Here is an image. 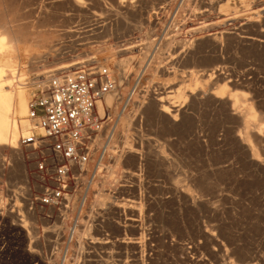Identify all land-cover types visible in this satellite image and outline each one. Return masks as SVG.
<instances>
[{
	"label": "rangeland",
	"instance_id": "374dc122",
	"mask_svg": "<svg viewBox=\"0 0 264 264\" xmlns=\"http://www.w3.org/2000/svg\"><path fill=\"white\" fill-rule=\"evenodd\" d=\"M11 1H0V36L22 30L5 44L27 99L42 72L79 61L109 68L118 90L65 221L24 208L39 181L22 150L3 151L0 264H264V0ZM111 151L132 153L109 186ZM99 192L107 209L93 204ZM14 208L42 238L34 246ZM60 228L82 247L53 243Z\"/></svg>",
	"mask_w": 264,
	"mask_h": 264
},
{
	"label": "built area",
	"instance_id": "2783aa9c",
	"mask_svg": "<svg viewBox=\"0 0 264 264\" xmlns=\"http://www.w3.org/2000/svg\"><path fill=\"white\" fill-rule=\"evenodd\" d=\"M117 90V81L109 68L86 61L58 71L45 87L38 88L32 95L27 120L33 129L18 144L24 157L31 161L32 174L42 190L37 197L24 198V208L29 213L38 210L51 222L55 218L65 221L72 199L84 185L90 162L101 153L98 142L110 119L107 114L100 115L98 104ZM4 204L0 197L2 217L8 212ZM10 210L12 217H18L20 227L34 246L42 238L36 241L33 233L23 225L25 217L17 214L16 208ZM74 234L72 231L67 237L60 228L54 233L53 243L65 239L64 248L69 250L67 246L75 243Z\"/></svg>",
	"mask_w": 264,
	"mask_h": 264
},
{
	"label": "bare ground",
	"instance_id": "6f19581e",
	"mask_svg": "<svg viewBox=\"0 0 264 264\" xmlns=\"http://www.w3.org/2000/svg\"><path fill=\"white\" fill-rule=\"evenodd\" d=\"M1 1V0H0ZM11 0H9L10 2ZM129 0H120V7L124 5V3H128ZM221 1H224V0H217V3L220 4ZM5 1H3L4 3ZM8 2V0H7ZM19 2V1H18ZM17 2V3H18ZM80 4V7H81V2L77 1ZM12 3V1H11ZM122 4V5H121ZM21 5V4H20ZM77 5V3H76ZM100 7H103L105 6V3L101 2L100 4ZM126 5V4H125ZM127 7L129 6L128 4L126 5ZM79 7V5H78ZM10 8V7H9ZM105 8V7H104ZM131 8V6H130ZM11 9V8H10ZM24 9V8H23ZM262 12H264V8L262 7L261 8ZM123 10V9H122ZM128 10V9H127ZM31 11H33L31 9ZM9 13V12H8ZM12 13V12H11ZM44 13V12H43ZM1 14V13H0ZM46 14V13H45ZM2 15H4L2 13ZM1 16V15H0ZM16 16V15H15ZM18 16V15H17ZM16 16V17H17ZM4 17V16H2ZM1 17V20H3ZM26 17H28L26 15ZM227 17V16H226ZM7 18V17H5ZM20 18V17H19ZM23 19V18H22ZM221 19V18H220ZM0 20V21H1ZM98 20V19H97ZM8 21V20H7ZM13 21H15L13 19ZM19 21V20H18ZM220 21V20H219ZM224 21V19L222 20ZM227 21V20H225ZM5 22V21H4ZM16 22V21H15ZM213 22V21H212ZM215 22V21H214ZM217 22V21H216ZM12 23V21H11ZM20 23V22H19ZM22 23V21H21ZM99 23V22H98ZM218 23V22H217ZM217 23L214 24L217 26ZM2 23H0V27ZM9 24V23H8ZM23 24V23H22ZM21 24V26H22ZM41 24V22H40ZM200 24V23H198ZM203 24V23H202ZM207 24V23H206ZM7 25V24H6ZM20 25V24H19ZM197 25V24H196ZM11 26V25H9ZM14 26H15V23H14ZM197 27V26H196ZM5 28V27H4ZM8 28V27H7ZM22 28V27H21ZM27 28V27H26ZM25 28V29H26ZM194 28V27H193ZM192 29V28H191ZM5 30V29H4ZM3 28H1V31H4ZM10 30V29H9ZM187 30H190V29H187ZM22 32V30L20 29L18 31H14V30H10L8 33H4L5 35L0 36V162H2L3 160V151L6 150L7 148L10 149L11 151V154L14 156H21L22 154L19 153L20 151H17L18 148V144H19V141H20V137H21V134H22V131H21V127L24 129L23 131L25 132L24 135L27 137L31 130L33 129L32 128V125H31V122H29L27 120V117H28V114H29V108H30V100L29 98L27 99V95H26V85H24V82H22V78H19L20 77H23V73H21L19 75V72H18V63H17V57H13L12 54L8 51V47H7V44H5V41H9V43H17L20 41V37L18 35L19 32ZM6 32V30H5ZM29 32V31H28ZM31 32V31H30ZM33 32V31H32ZM24 33V32H23ZM22 33V34H23ZM26 34V33H25ZM34 34V33H33ZM32 34V35H33ZM231 34V33H230ZM217 35V34H216ZM220 35V34H219ZM227 35V33L225 34ZM212 36H213V33H212ZM215 36V35H214ZM221 36V35H220ZM223 36V34H222ZM228 36V35H227ZM31 38V37H29ZM28 38V40H29ZM210 38V37H209ZM214 39V37H212ZM211 38V39H212ZM27 39V38H26ZM25 39V40H26ZM217 39V37L215 38ZM214 39V40H215ZM247 39V38H246ZM218 40V39H217ZM247 40H252V42L256 39H252V38H249ZM200 42V41H199ZM209 42V41H208ZM264 43V42H263ZM13 45V44H12ZM174 45V44H173ZM205 46V45H204ZM14 47V46H13ZM128 48V47H127ZM135 47H132V48H128V49H133ZM126 49V48H125ZM188 49V48H187ZM190 50V49H189ZM188 51V50H187ZM192 51V50H191ZM197 51V50H196ZM173 52V51H172ZM186 53V52H185ZM178 60V59H177ZM84 62L86 61H79V62H75V63H72V64H66V65H63V66H60L58 67L57 69H53V70H50V69H47L49 71H44L40 74V72L38 74L37 77H40L41 75L43 76L41 79H38V81L34 82L33 85H37V89L38 88H43L47 85V83L49 82V79L54 76V74H56L58 71H61V70H65V69H68V68H72V67H75L77 65H80V64H83ZM189 64V63H188ZM192 64V63H191ZM57 71L56 73L54 74H50L52 72H55ZM7 72L10 73L11 75V79H8L7 78ZM216 73V72H215ZM37 74V73H36ZM50 74V75H49ZM214 74V73H213ZM221 75V73H220ZM209 76V75H208ZM219 77V76H218ZM222 78V77H221ZM220 78V80H221ZM231 80V79H230ZM31 81V80H30ZM229 81V80H228ZM14 82H18L19 84L17 86H15L14 88ZM230 82V81H229ZM230 86V85H229ZM231 87V86H230ZM174 90V89H173ZM172 91V90H171ZM165 93V92H164ZM113 94H108L104 100L102 102H100L98 104V110H99V113L101 115V113L104 112V110L106 109H110L112 106H113ZM162 95V94H161ZM165 95V94H164ZM170 95V94H169ZM173 95V94H172ZM193 95V94H192ZM191 95V96H192ZM167 96V95H166ZM193 97V96H192ZM191 97V98H192ZM220 98V97H219ZM167 99V98H166ZM172 99V98H171ZM160 101H163V99L161 98ZM168 102V101H167ZM145 106V105H144ZM163 107V106H162ZM185 107V105L183 106ZM176 109V106L175 105H172L170 104L168 107H165L162 112H164L166 115L167 113L171 114L172 112H174V110ZM179 108V107H178ZM144 109V108H143ZM179 111V110H178ZM177 111V112H178ZM183 111V110H182ZM180 112V111H179ZM187 112V111H186ZM178 115V114H176ZM180 115V113H179ZM185 115V114H184ZM171 116V115H170ZM178 119V118H177ZM240 119H242L240 117ZM124 120V119H123ZM176 122V121H175ZM243 124V123H242ZM120 126V125H119ZM118 127V126H117ZM117 130V128H116ZM115 133V131H114ZM110 134V133H109ZM204 134V132H203ZM23 136V135H22ZM212 136V135H211ZM210 136V137H211ZM111 137V136H110ZM113 138V137H112ZM102 137L100 138L99 142L101 141ZM108 140V139H107ZM196 140V139H195ZM105 141V140H104ZM247 141V140H246ZM257 141V140H256ZM98 142V143H99ZM260 142V140H259ZM103 144V143H102ZM246 145V144H244ZM248 147V145H247ZM251 147V146H250ZM108 148V147H106ZM250 149V148H249ZM107 150V149H106ZM113 150V149H112ZM107 153V152H106ZM121 154L118 153H114L111 151V154H112V158H114V165L109 167V172H108V175L106 176V180L104 181L105 184H108L109 186L111 185V183L113 182V175L114 173L117 171V169H119V166L120 164L122 163V161L126 158V157H122L124 155V153H132L131 151H121L120 152ZM101 154V153H100ZM137 155V154H136ZM99 156V155H98ZM130 156V155H129ZM21 158V157H20ZM19 158V159H20ZM15 159V158H14ZM103 159V158H102ZM109 159V158H108ZM138 159V158H136ZM138 161V160H137ZM5 162V161H4ZM102 162V161H101ZM19 163V162H18ZM101 164V163H100ZM16 165H18L16 163ZM13 167L11 164H9V168ZM98 167V166H97ZM1 169V167H0ZM90 170V169H89ZM95 170V169H94ZM104 179V178H103ZM94 181V180H93ZM98 182V181H97ZM103 183V184H104ZM115 183V182H114ZM97 187V186H96ZM172 191V190H171ZM98 192V191H97ZM87 196H83V201L85 203V201L87 200ZM110 199V196L107 195V194H101L100 192L98 193V195L95 197L94 199V206L96 207H99L100 209H107L106 208V205L109 204L108 201ZM117 207V206H116ZM120 207V206H119ZM88 227H91V226H88ZM80 234V232H79ZM77 233V235H79ZM89 235V234H88ZM85 239H82L84 240L85 242ZM91 241V240H90ZM89 241V242H90ZM95 241V240H94ZM96 242V241H95ZM74 244H78L80 247H82V245L79 243V240H78V237L75 241ZM82 244L83 246H85V243H83L82 241ZM94 244V243H93ZM72 245V244H71ZM71 245H68V249H70V246ZM73 246V245H72ZM216 259V258H215Z\"/></svg>",
	"mask_w": 264,
	"mask_h": 264
}]
</instances>
